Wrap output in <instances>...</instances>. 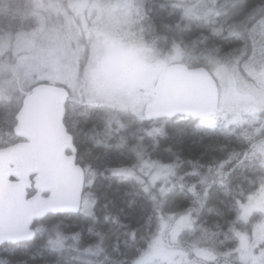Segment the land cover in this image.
Masks as SVG:
<instances>
[{
  "label": "rangeland",
  "instance_id": "rangeland-1",
  "mask_svg": "<svg viewBox=\"0 0 264 264\" xmlns=\"http://www.w3.org/2000/svg\"><path fill=\"white\" fill-rule=\"evenodd\" d=\"M144 1L148 2L30 0L28 7L18 5L20 23L15 30L4 24L0 13V72L7 75L24 95L40 83L64 87L70 95L69 108L72 114L77 113L75 108L79 105H86L98 107L103 113H114L118 119L121 116H129L132 124L128 127L131 130L127 136L128 151H132L135 148L136 136L133 135L137 129L134 122L139 123L145 119L143 113L153 101L157 78L169 65L182 63V59L190 54L192 46L196 44L195 41L192 44L183 42L180 35V38L172 39L168 44L167 40L153 36L149 13L155 16L165 15L164 13L176 14L174 29L180 31V20L183 17H190L189 19L197 23H206L225 14L228 7L227 0H169L174 2L151 5H145ZM86 5H93L97 12L105 13L114 27L99 34V43L65 48L61 43L57 21H67L77 16L83 19ZM91 10L89 9V14ZM262 11L256 12L255 16L259 15L253 19L252 24L264 23ZM189 19L184 20L185 24L192 21ZM170 34L171 37L174 36L172 31ZM206 55L212 57L209 53ZM222 71L227 73V68ZM260 80H264V72L249 67L247 80L236 81L228 88H220L217 112L215 116H210H213L212 120L204 123L216 124L219 121L224 126H243L250 134L248 140L254 144L245 159L251 163L256 159L261 170H253L254 166L250 164L252 171L249 182L245 186L241 185L239 190L235 189L240 202H237L236 207L230 202L232 213L223 223L228 229L237 227L236 231L242 232L245 223L249 227L250 215L256 219L259 214L263 220L260 226H255L253 232L258 230L262 233L260 237H264V95L252 86ZM118 119L113 118V122L117 123L115 129L120 130L123 123H118ZM83 129L87 131V138L102 142L105 138L100 132L105 134L111 127L107 125L103 128L99 124L96 130L100 132H96L90 124ZM122 137L119 135V141ZM228 163L229 161L221 162L210 167L209 176L216 182L222 180ZM255 166L257 167V164ZM177 173L178 169L166 162L165 165L155 167L151 182H154L155 186L162 185L164 178L167 182L171 181ZM204 174L206 176L207 172ZM90 207L85 201V205L81 206L83 214H90ZM169 211L174 212L172 216ZM190 211L192 207L189 206L184 212H177L167 203L165 222L161 223V228L153 231L152 239L146 248L150 257L147 258L146 264H189L197 259L213 257L210 244L212 234L205 229V224L199 221L198 214L191 215ZM242 224V229H238ZM212 225L219 223L209 224L208 227L212 228ZM251 225L253 226V223ZM56 231L61 232L60 229ZM48 235L47 240L51 247H66L86 264H92L100 252L97 249H101L100 246L94 245H82L74 249L78 238L72 239L53 230H49ZM255 236H258V233H255ZM243 247L242 243L241 254ZM260 257L264 259V251ZM107 258L108 264H114L110 256Z\"/></svg>",
  "mask_w": 264,
  "mask_h": 264
},
{
  "label": "trees",
  "instance_id": "trees-1",
  "mask_svg": "<svg viewBox=\"0 0 264 264\" xmlns=\"http://www.w3.org/2000/svg\"><path fill=\"white\" fill-rule=\"evenodd\" d=\"M172 2L169 0L144 1L145 5ZM227 3L226 13L215 17L213 21L197 23L193 19H189L190 17H183L180 20L182 22L180 31L174 29L176 14L164 13L165 15L155 16L153 13H149L153 36L163 41L167 40L166 44L172 39L180 38L179 35L185 43L191 42L192 44L195 41L196 44L192 46V51L182 59V63L207 68L208 56L206 53H209L212 57L217 56V59L229 54L238 43L234 26L238 23L252 25L253 19L259 15L255 16L256 12L264 9V0H227ZM18 5L28 7L30 6V0H0V13L4 24L10 25L13 30L20 23ZM186 19L192 21L185 24L184 20ZM170 31L173 32V37H171ZM23 97L24 94L15 87L13 81L0 72V148L20 141L14 136L13 127L16 124L15 115L21 106ZM212 117L175 116L170 119L163 118L153 123L156 124L155 127H152L153 125L147 127L146 125L141 126L139 123L134 124L137 129L143 127L144 131L150 132L148 133L149 137L145 136L146 146H150V149L139 152V144L135 142L133 150L135 161L142 162L146 160V163L141 168H138L139 164L136 165L133 174H127V170H124V174H119L118 183L115 179H103L105 181L99 183L100 198L107 205V209L121 211L124 216L126 215L130 219L131 223L140 224L148 209L162 208L167 211L168 203L173 209L175 208V211L182 213L190 206L192 207L190 214H198L199 221H209L211 218L219 222L220 225H224L223 222L232 213L233 207L230 202L235 206L239 200L235 189H240L244 179H248V182L250 180V172L252 171L250 164L254 166L253 170H261V168L256 159L253 163L245 159V155L252 151L254 144L253 141L248 140L250 136L248 131L243 126H224L219 121L216 124L214 122L204 123V121L212 120ZM89 121V118L80 116L75 120L73 126L68 122L67 116H64L63 119L65 128L66 126L68 128H66L67 133L73 135L75 146L78 148V152H81L83 158L86 159L85 161L90 163L97 161L96 159L113 162L117 160L120 162L125 161L126 153L111 155L106 151L95 150L97 148H93L92 144L82 138V129L90 126ZM137 129L135 132H137ZM160 149H164L165 152L160 153ZM121 158L124 160H121ZM226 161H229L225 169L226 173L223 179L217 182L220 183V187L214 188V195H210L208 201L194 198L201 190H206L208 186L211 187V184L216 182L214 178L209 176V168ZM166 162L173 164L174 168L178 169L177 176L173 177L171 181L164 182L167 193L165 201L161 202L155 199L146 206L138 195L158 193L157 187L153 190L150 185L151 176L156 166L165 165ZM255 164H257V167ZM89 171L101 174L99 176L95 175L97 180L105 178V170ZM205 172H207L206 176ZM127 184H129V187ZM180 189L193 197L194 202H189ZM226 189H229L230 196L236 195L230 197L229 200L223 199L220 195L226 194ZM29 193L30 195L33 194L32 192ZM96 194L95 189L89 192L91 200L87 202L93 212L99 209L96 203L98 199ZM186 202L188 205H186ZM169 212L171 216L174 213L173 211ZM201 213L204 217L201 216ZM77 216L72 214H50L43 220L34 222L33 228L36 229L37 234L32 241L15 245L4 243L0 246V264H82L78 261L79 257L74 252L67 250L66 247L53 248L47 240L49 239V230L69 236L70 222L64 219L62 221L59 218L79 219L80 215ZM57 229H60L61 232L56 231ZM85 242L87 243L88 240L78 238L74 249L82 246L80 243Z\"/></svg>",
  "mask_w": 264,
  "mask_h": 264
},
{
  "label": "water",
  "instance_id": "water-1",
  "mask_svg": "<svg viewBox=\"0 0 264 264\" xmlns=\"http://www.w3.org/2000/svg\"><path fill=\"white\" fill-rule=\"evenodd\" d=\"M156 97L146 120L209 117L216 113L218 91L205 67L169 65L157 78ZM67 91L34 85L15 115L13 134L20 141L0 148V245L32 241V224L48 214L79 210L84 173L74 165L71 136L63 124ZM35 193L27 197V190ZM46 194V196H42Z\"/></svg>",
  "mask_w": 264,
  "mask_h": 264
},
{
  "label": "flooded vegetation",
  "instance_id": "flooded-vegetation-1",
  "mask_svg": "<svg viewBox=\"0 0 264 264\" xmlns=\"http://www.w3.org/2000/svg\"><path fill=\"white\" fill-rule=\"evenodd\" d=\"M154 98H155V94L153 100ZM70 102L71 100L69 95L65 106V116H67L68 122L71 125L74 126L75 120L78 119L80 116H82V118L90 119L89 123H91V125L94 127L95 130L99 124L102 125L103 128H106L107 125L111 127V129L109 131L107 130L105 134L101 133L99 130H96V132H100V134L104 136L105 139L102 142L87 138L86 136L87 131H85L84 129H82L81 132V136L83 139H86L88 143L92 144L93 148H97L95 150L106 151L111 155L118 153H122V154L126 153V155H128V158H126L125 161H121V162L119 160L113 162V161H107L104 159H96V158L94 159H96L97 161H93L91 163L87 162L85 161L86 159L83 158L81 152L80 151L78 152V148L75 146V142L73 140V135L69 134L72 138V146L74 152L72 153L69 149H66L64 151V154L65 156L73 155L74 165L81 168L84 173L82 193L80 195V201H79V210L76 213L72 214L75 216L80 215V218L68 219V218L60 217L59 219L62 221L64 219L70 222L69 238L71 237L72 239L80 238L82 240H88L87 243L85 242L80 244L94 245L101 247V249L99 248L97 249L100 252H98L97 254L98 256L96 255L97 258L93 259L92 264H108L109 259L107 257L109 256L111 257V260L114 264H146L147 258H150L146 253V248L148 246V243L152 239L151 234L153 233V231L156 230L157 228H161V223L165 222V217H166L165 209L162 208L148 209L146 214L144 215V219L142 218L140 224H134V222L131 223L129 221L130 219L126 215L124 216L123 213H121V211L108 210L107 205L104 204L103 199L100 198V191L98 188L99 183L105 181L103 179L106 180L115 179V181L118 183L119 174H124V170H127V174L129 173L133 174V170L136 165L139 164L138 168H141L142 165H145L146 160H143L142 162H137L135 161L134 151L133 150L128 151L129 140L127 136L128 133L131 131L130 129H128V127H131L132 121L130 120L129 116L128 117L121 116V118L118 119L116 114L103 113L101 109L95 106L86 107V105H79L77 109L75 108L77 113L72 114L70 113V108H69ZM103 118L105 119L103 120ZM113 118H117L118 123L120 122L123 123V128H121L120 130L115 129L117 123L113 122ZM156 121L157 120H153V121L141 120V122H139V125L141 126L146 125L147 127H151L152 124L155 123ZM134 124L136 123L134 122ZM155 126L156 124H153V127ZM75 131H76V127H75ZM119 135L123 136L120 141H119ZM145 136L149 137L148 131H144L143 127L137 129V132H134L133 135L134 143L138 142L139 152L141 150L145 152V149L146 150L150 149V146H146ZM161 152H165V150L160 149V153ZM118 157L117 159H119ZM121 160L124 159L121 158ZM89 170H98V171L105 170L104 172L105 178H100V180H97L95 178L97 172L95 171L91 172ZM97 175L99 176L101 174H97ZM164 182H165V178L162 185L155 186L154 182L152 183L150 181V185L153 187V190L157 187L158 189L157 194L138 195L140 199L144 201L146 206H148V203L150 201L155 199H158L161 202L166 200L167 193ZM247 182L248 179H244L243 186H245ZM127 185L129 187V184ZM218 186L219 185L217 182L212 183L211 187L208 186L206 190L205 189L201 190L199 194L195 195L196 199L208 201L210 195H214L213 194L214 188H218ZM93 189H95L97 193L96 196L98 199L96 203L99 209L98 211L97 210L95 211L96 213L89 210L88 212H90V214H83V211H81V206L85 205V201L90 202L91 196L89 195V192H91ZM180 191L181 193H183L184 197L189 196L184 192L183 189H180ZM27 192H28V197L32 195V194L30 195L29 192L35 193L32 186L27 190ZM230 195L231 194L229 192V189H226V194H222L220 196L223 199L229 200L230 197H233L236 194H234L233 196ZM42 196H46V194H42ZM236 196L238 197L239 194ZM59 215H64V214H59ZM201 216L204 217L202 213ZM258 216H259L258 218L254 219L252 215H250L249 217L250 223L248 224L249 227L247 226V223H245L246 226L243 229H242L243 224L238 228V229H242L243 230L242 232H237L236 231L237 227H230V229H228L224 225H220V224L212 225V228H210V226L208 227L209 224H214L219 222H216L211 218L209 219V221L200 220L201 223L205 224V229L209 230V232L212 234L210 236V244L212 246L213 257H210L209 259H197L194 260V263H189V264H264V259L260 257L262 252L264 251V247H262V244H264V237H260V234L262 233H259L258 230H255V233H258V236H255V233L253 232L255 226L258 224L260 226L263 220L261 215L258 214ZM251 223H253V226L251 225ZM34 230L35 233H37L35 228ZM231 234L232 237H230ZM242 243L244 247L242 248V254H241ZM78 261H80L82 264H86L81 258H79Z\"/></svg>",
  "mask_w": 264,
  "mask_h": 264
},
{
  "label": "clouds",
  "instance_id": "clouds-1",
  "mask_svg": "<svg viewBox=\"0 0 264 264\" xmlns=\"http://www.w3.org/2000/svg\"><path fill=\"white\" fill-rule=\"evenodd\" d=\"M104 7H108L104 5ZM89 9H92L89 14ZM69 12V16H71ZM61 43L65 48L81 47L99 43V34L111 30L114 25L103 12H97L95 6L86 5L83 19L79 16L70 20L57 21ZM237 45L222 58L208 57L206 72L210 79L217 81L218 90L228 88L236 81L248 79L249 67L264 72V23L234 26ZM227 68V73L222 71ZM264 95V80L252 85Z\"/></svg>",
  "mask_w": 264,
  "mask_h": 264
},
{
  "label": "bare ground",
  "instance_id": "bare-ground-1",
  "mask_svg": "<svg viewBox=\"0 0 264 264\" xmlns=\"http://www.w3.org/2000/svg\"><path fill=\"white\" fill-rule=\"evenodd\" d=\"M31 191V190H30ZM35 191V190H34ZM187 198H188V201L189 202H194V198L193 197H190V196H187ZM175 209V208H174Z\"/></svg>",
  "mask_w": 264,
  "mask_h": 264
}]
</instances>
